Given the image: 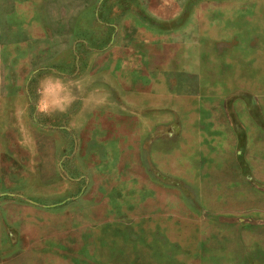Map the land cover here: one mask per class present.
<instances>
[{"label":"rangeland","instance_id":"rangeland-1","mask_svg":"<svg viewBox=\"0 0 264 264\" xmlns=\"http://www.w3.org/2000/svg\"><path fill=\"white\" fill-rule=\"evenodd\" d=\"M0 264H264V0H0Z\"/></svg>","mask_w":264,"mask_h":264},{"label":"crops","instance_id":"crops-1","mask_svg":"<svg viewBox=\"0 0 264 264\" xmlns=\"http://www.w3.org/2000/svg\"><path fill=\"white\" fill-rule=\"evenodd\" d=\"M144 78V77H143Z\"/></svg>","mask_w":264,"mask_h":264}]
</instances>
